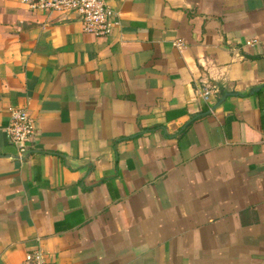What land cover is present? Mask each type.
Wrapping results in <instances>:
<instances>
[{
  "label": "crops",
  "instance_id": "obj_1",
  "mask_svg": "<svg viewBox=\"0 0 264 264\" xmlns=\"http://www.w3.org/2000/svg\"><path fill=\"white\" fill-rule=\"evenodd\" d=\"M104 1L97 38L0 0V264H264V0Z\"/></svg>",
  "mask_w": 264,
  "mask_h": 264
},
{
  "label": "built area",
  "instance_id": "obj_2",
  "mask_svg": "<svg viewBox=\"0 0 264 264\" xmlns=\"http://www.w3.org/2000/svg\"><path fill=\"white\" fill-rule=\"evenodd\" d=\"M31 11H41L59 16L72 17L81 25L84 34L103 38L111 35L119 26L117 15L104 0H19ZM175 47L182 48L183 42L177 40ZM242 46L248 49L258 47L264 54V37L245 41ZM216 86L206 84L200 90L199 97L207 101L210 95L218 93ZM7 141L17 149L20 157L29 153V145L34 142L36 130L28 111L24 108L10 110V119L4 128ZM21 264H58L48 259L45 252L34 249L25 254Z\"/></svg>",
  "mask_w": 264,
  "mask_h": 264
}]
</instances>
